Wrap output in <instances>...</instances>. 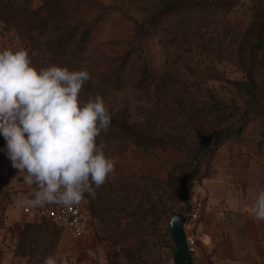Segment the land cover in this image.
<instances>
[{"label": "rangeland", "instance_id": "rangeland-1", "mask_svg": "<svg viewBox=\"0 0 264 264\" xmlns=\"http://www.w3.org/2000/svg\"><path fill=\"white\" fill-rule=\"evenodd\" d=\"M163 1L169 0H67L47 34L32 42L0 22V50L23 48L38 68L88 70L82 101L99 94L111 117L164 142L148 149L130 144L123 152L105 148L116 160L115 173L95 198L85 194L91 228L88 239L70 245L73 264L83 252L93 264H175L169 219L200 198L219 151L240 167V179L264 190V115L249 106L243 83L250 65L244 67L240 55L256 42L250 29L264 0H202L205 6L180 15L162 13ZM68 27L78 34L54 54L48 44ZM88 27L91 37L81 49L77 41ZM258 58L264 63L263 52ZM256 66L263 86L264 68ZM258 102L264 105V98ZM41 225L33 255H19L18 243L17 258L43 264L49 255L63 256L57 247L65 229L49 220Z\"/></svg>", "mask_w": 264, "mask_h": 264}, {"label": "clouds", "instance_id": "clouds-1", "mask_svg": "<svg viewBox=\"0 0 264 264\" xmlns=\"http://www.w3.org/2000/svg\"><path fill=\"white\" fill-rule=\"evenodd\" d=\"M86 69L35 66L27 50H0V135L6 153L31 191L19 206L79 205L87 193L115 173L116 160L105 152L103 140L111 115L99 94L80 99ZM253 218L264 221V190L252 208ZM43 264H58L53 255Z\"/></svg>", "mask_w": 264, "mask_h": 264}, {"label": "crops", "instance_id": "crops-1", "mask_svg": "<svg viewBox=\"0 0 264 264\" xmlns=\"http://www.w3.org/2000/svg\"><path fill=\"white\" fill-rule=\"evenodd\" d=\"M2 137L0 135V140ZM3 143L5 146L0 153V264H41L37 259L27 261L15 255L25 224H41L48 219L24 214L26 206L17 204L31 189L12 167L6 141ZM241 173L240 167L231 163L230 154L217 153L211 174L203 179L201 187L204 209L198 222L197 251L192 255L194 264H264V221L255 220L252 213L261 190L256 184L240 179ZM64 233L57 247L58 252L64 254L57 255L56 259L58 264H73L75 245L69 247L79 238L68 229ZM86 239L88 235L79 240ZM81 257L80 264H93L85 262L84 252Z\"/></svg>", "mask_w": 264, "mask_h": 264}, {"label": "trees", "instance_id": "trees-1", "mask_svg": "<svg viewBox=\"0 0 264 264\" xmlns=\"http://www.w3.org/2000/svg\"><path fill=\"white\" fill-rule=\"evenodd\" d=\"M29 0H0V22L3 29L7 32L16 33L21 40L32 42L39 37H44L49 31L55 16L59 13V9L64 7L67 0H40L41 5L32 7L28 4ZM205 6L206 3L202 0H169L163 1L159 4V10L164 14H182L190 8L196 6ZM250 31L256 38L255 44L250 46V49H241L240 55L243 59L244 67L249 63V68L245 70L248 82L245 85L246 95L253 101L249 106H254L252 111L256 114L264 115V105L259 103L260 98H264V85L260 86L256 81V75L259 68L256 65L264 63L259 60V53H264V11L258 15V23H256ZM78 28L68 27L57 38L48 44V49L54 54H60L65 50L67 43L75 38L78 34ZM91 37V28L88 27L81 35V39L77 41V47L83 49ZM261 97H260V96ZM100 140L106 144V148L114 149L118 152L127 150L130 144H135L143 148H151L155 145H164L156 136L149 133L141 132L135 127L131 126L126 119L120 117H111L110 126L106 131H101L97 142ZM5 146V145H4ZM191 206V202L189 208ZM180 214H173L169 219V228L171 231L170 220L174 216ZM43 226L37 223H26L22 232H20V242L17 253L22 256L33 255L31 249V242L37 244L40 238L39 233ZM56 227H58L56 225ZM60 228V227H59ZM42 241V240H41ZM41 243V242H40ZM39 243V244H40ZM175 247V246H174ZM32 252V253H31Z\"/></svg>", "mask_w": 264, "mask_h": 264}, {"label": "built area", "instance_id": "built-area-1", "mask_svg": "<svg viewBox=\"0 0 264 264\" xmlns=\"http://www.w3.org/2000/svg\"><path fill=\"white\" fill-rule=\"evenodd\" d=\"M204 209V201L199 198L194 200L184 219V231L186 234L187 248L191 255L197 251L198 222ZM24 214L38 215L47 218L52 223L70 230L76 238H84L91 228V215L84 208L82 202L72 207H64L56 204L44 207H28L23 209Z\"/></svg>", "mask_w": 264, "mask_h": 264}, {"label": "water", "instance_id": "water-1", "mask_svg": "<svg viewBox=\"0 0 264 264\" xmlns=\"http://www.w3.org/2000/svg\"><path fill=\"white\" fill-rule=\"evenodd\" d=\"M171 237L174 242L175 264H194L193 256L187 248L186 234L184 231V219L182 216H174L170 220Z\"/></svg>", "mask_w": 264, "mask_h": 264}]
</instances>
